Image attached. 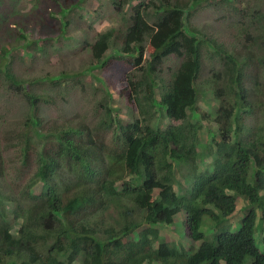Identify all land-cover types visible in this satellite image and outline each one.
I'll list each match as a JSON object with an SVG mask.
<instances>
[{"label": "trees", "instance_id": "1", "mask_svg": "<svg viewBox=\"0 0 264 264\" xmlns=\"http://www.w3.org/2000/svg\"><path fill=\"white\" fill-rule=\"evenodd\" d=\"M138 1L130 28L124 24L111 28L97 35L94 43L87 37L85 49L92 50L96 61L89 72L107 65L104 57L109 49L114 52L110 61L126 55L141 65L138 81L129 77L130 86L120 93L141 117L123 125L112 119L109 110L95 127L74 123L44 130L30 114L13 148L20 150L25 165L36 149V170L22 186L12 184V194L0 182V264H264V251L256 242L258 217L262 215L264 221L261 0L241 8H235L234 0H221L233 8L235 16L242 14L249 20L238 28V35L246 38L244 51L220 48L216 53L221 56L220 70L204 76L199 88L205 41L197 38L201 31L187 26L186 15L202 0ZM113 3L121 14L122 1ZM9 4L11 9L15 5ZM65 6L63 0H46L44 13L57 19L72 7ZM44 13L38 16L46 18ZM22 23L11 27L25 28L20 37L26 40L32 29ZM116 35L123 39L118 48L113 47ZM43 37V33L36 36L38 40ZM146 44L154 51L145 61ZM2 48L4 59L9 50L6 45ZM172 56L180 62L157 102L155 67ZM6 67L7 60L0 66L2 85L10 89L24 85ZM80 73L54 78V91L61 93L64 81ZM66 90L64 95L69 87ZM208 90L217 102L214 118L198 106L199 96ZM24 96L35 107L36 97L31 92ZM155 108L165 111L169 122L165 129L147 119ZM191 114L201 121L193 122ZM203 119L218 126L213 147L197 141ZM112 134L116 138L108 143ZM6 144L12 147L11 142ZM199 147L208 152L200 153ZM6 150L0 141V179L5 178ZM207 155L208 166L200 169L198 161ZM175 166L185 170L181 174L185 182L177 177ZM40 183L43 189L37 194L33 189ZM240 201L246 202L247 214L233 233L230 219L240 211ZM183 212L185 236L198 245L169 241L162 234L160 227L173 225ZM207 229L214 233L211 238L204 232Z\"/></svg>", "mask_w": 264, "mask_h": 264}, {"label": "rangeland", "instance_id": "2", "mask_svg": "<svg viewBox=\"0 0 264 264\" xmlns=\"http://www.w3.org/2000/svg\"><path fill=\"white\" fill-rule=\"evenodd\" d=\"M121 1L122 13L118 14L113 0H82L80 4H77L78 0H63L66 6H72L69 9L64 7L66 16L49 19L44 13L46 0H41L40 3L38 0H0V66H3L7 60L9 67L6 68L11 70L16 79L24 83V85H18L17 89H10L8 86L2 85V80H0V141L7 148L3 166L6 168L5 178L0 179V182L6 193L12 194L13 185L18 187L27 183L36 170L38 155L36 149L30 152L28 162L25 165L20 150L13 148L18 142L16 140L18 136L23 135L30 114L41 121L40 126H43L44 130L63 128L74 123H85L90 127H95L105 118L109 110L112 113V119L116 123L120 121L123 125L134 123L141 117L138 111L128 107L127 99L122 98L120 94L124 88L130 86L129 77H132L134 82L138 81L140 75L138 69L141 65L134 64L135 60L126 55L110 61L114 52L109 49L104 57L107 58L105 60L107 65L98 68V70L95 69L90 72V69L88 70L96 61L92 58V50L85 49V38H90L94 43L97 35L111 28L123 24L130 28L129 19L134 15L135 8L138 7L140 1ZM143 1L146 4L150 2V0ZM186 1L171 0L174 4L177 2L186 3ZM256 1L234 0V6L235 8L236 6L244 7V5L255 4ZM11 2L15 4L12 9L10 8L11 4H9ZM258 6L264 10V0H261ZM247 12L249 11L247 10ZM40 13H44L46 18L39 17ZM234 14L233 8L228 7L221 0H202L201 3L187 11V26L201 31V33H197V38L202 43L205 41L202 47L203 72L197 81L198 88L204 85V76H207L212 70L216 72L220 70L222 66L221 56L216 55L220 48L229 51L235 50L238 53L244 51L243 43L246 38L238 35V28L245 27L249 20L246 21L242 14H236V16ZM18 21L23 22V26H27V29H32L31 35L26 40L20 37V32L24 33L25 28L21 30V27L16 31L13 29L14 27H11ZM125 21L129 25L125 24ZM38 33L40 36L41 33L44 35L41 40L36 38ZM203 35L210 41L203 38ZM115 38L113 47L118 48L123 44V39L119 35H116ZM5 45L9 54L3 59L2 50L4 48L2 46ZM145 46L147 52L143 60L146 61L150 59L154 50L149 44ZM126 61L127 63H125ZM179 62L176 57L172 56L164 59L161 64L155 67L157 75L153 77L158 76V79H156L157 86L154 98L157 102L161 101L162 87L172 78ZM2 71L0 78L4 79ZM81 71L82 75L73 76L61 85L60 90L64 93L69 87L70 91L66 95L54 91V78L57 79L62 73L81 74ZM32 81L34 82L33 85ZM25 92H31L36 97L35 107L33 102L27 101L24 96ZM131 93L133 94V92ZM215 103L217 102L209 90L199 96L198 106L207 114L212 112L213 118L215 117V110L213 109V106H216ZM147 119L153 121L156 127L160 129H165L169 124L168 119L165 118V111L159 108L152 110ZM192 121L199 122L201 119L199 118L198 121L192 117ZM249 121H251L250 124H254L252 120ZM202 125L198 132L197 141L200 145L213 147L215 145L214 137L216 138L219 130L218 126L214 122L209 123L204 119ZM119 133L118 130L117 136L120 135ZM115 138L113 134L110 135L108 143H112ZM7 141L11 142V148L7 147ZM198 151L205 154L208 152L201 147L198 148ZM209 161L210 156L208 155L199 159L198 167L200 169L206 168ZM182 170V167L175 166L177 177L180 178V181L185 182V177H181L185 170ZM42 189L43 184L40 183L33 191L40 194ZM175 189L177 192H181L177 186ZM245 205L246 202L240 201L238 204L240 211L230 219L233 233L239 230L240 222L247 214L245 211L242 212ZM185 220V212L180 213L173 225L160 227L162 234L167 235L169 241L176 242L178 239L182 243L190 245L200 244L193 243L186 236L182 237L184 226H180V223L185 222ZM260 225L263 229L264 222L260 223L259 221L258 223L256 242L259 248L264 251V232L259 233ZM176 229H178L182 240L178 237ZM204 232L208 238H211L207 230Z\"/></svg>", "mask_w": 264, "mask_h": 264}, {"label": "clouds", "instance_id": "3", "mask_svg": "<svg viewBox=\"0 0 264 264\" xmlns=\"http://www.w3.org/2000/svg\"><path fill=\"white\" fill-rule=\"evenodd\" d=\"M244 211V208H242V212ZM186 221V220H185ZM259 221H260V223H263L264 221H262V218H261V215L258 217V223H259ZM180 226H184V222H182V223H180ZM179 228V227H178ZM177 230V232H178V237L181 239V235H180V233H179V231H178V229H176ZM210 229H207V233H208V235H210V236H212L214 233H211V231L212 230H210ZM264 232V228L262 229V227H261V225H260V230H259V233H263ZM207 235V234H206ZM185 236V229H184V233H183V235H182V237H184ZM257 236V235H256ZM177 239V238H176ZM182 240V239H181ZM176 242L177 243H180L181 244V241H179L178 239L176 240Z\"/></svg>", "mask_w": 264, "mask_h": 264}]
</instances>
